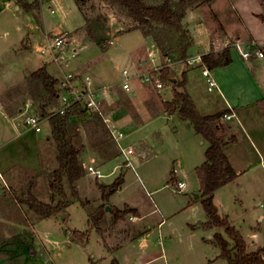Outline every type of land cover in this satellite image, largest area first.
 Wrapping results in <instances>:
<instances>
[{
  "label": "crops",
  "instance_id": "obj_1",
  "mask_svg": "<svg viewBox=\"0 0 264 264\" xmlns=\"http://www.w3.org/2000/svg\"><path fill=\"white\" fill-rule=\"evenodd\" d=\"M26 1L33 2L34 0ZM51 1L53 2L56 0ZM43 2L44 0L40 1L41 6H43ZM22 9L25 10L18 0H0V24L8 20V17L16 18ZM26 12L33 13L35 16L34 11ZM51 12H55V10L51 8ZM263 15L264 0H209L189 6L187 8L186 17L184 18V24L189 29L194 43L188 49L186 58L181 57L167 65L172 71L178 73L186 72L188 77L187 90L191 94L202 115H212L226 109L231 110V113L221 120L224 128L220 131V135L226 139L223 149L234 170L238 173V177L215 192L214 202L219 208L220 213L222 215H227L230 223L243 236L247 243L248 252H255L264 248V56L258 57L257 55H253L250 59H245L237 50L232 48V45L236 41H240L246 45L248 41L252 40L256 42L258 48L264 53ZM29 32L30 31H28V33L26 32L25 37L20 41L19 47H17L16 44L8 45L5 51L8 54H14L16 52H29L34 54V42L39 41L40 53L42 44L45 43L47 37L66 34L69 41L66 50L70 57L67 63L59 65L49 60L48 56H45L41 64L37 63L35 68L24 74V78L21 82H14V84H10V86H4L0 79V171L5 175V178L7 175H15V169L20 167L37 170L41 169L44 164L43 152L46 147L45 145L51 141L52 133V126L48 116L41 117L42 132L40 133L35 132L30 126L25 127L20 118L22 106H19L16 112V109H14L15 107L12 106L13 102L11 101L27 100V102H29L33 99L30 90L27 89L29 84L28 78L42 66H46L48 72L58 79L59 84L66 73L64 67L70 66L71 62L78 57L79 49L81 50L83 47L82 40L75 32L70 33L64 31L56 33L54 30L45 28L41 37H31ZM144 37L146 42H148L150 36L147 35ZM27 40L29 41L27 42ZM26 42L27 44H25ZM112 44H114V40ZM228 46L231 47L232 61L230 64L210 68L203 62L202 57L204 55L210 52L220 53ZM153 52L154 53L150 50L148 53L149 55H145L144 58L135 55L131 61L133 68L124 69L132 71L134 72L132 73L133 75L138 76L137 67L141 65L143 61L149 62V57L151 61L150 65L147 67L151 66L150 69L153 70L157 64L155 63L157 55L155 51ZM72 53H75V56H71ZM170 58L171 56H167L166 54V59L169 62L172 61H170ZM27 59L31 60V56L27 55ZM206 67L210 70L212 78L217 82V87L212 91L209 90L207 78L203 75V69ZM89 70L90 68L87 62H80L76 63L71 73L75 75L76 84L78 85H84L89 79L94 87L102 88L104 86H109L112 89L109 98L103 103V112L114 119L123 132L124 130L126 131V133L124 132V137L120 140L121 145L125 147L132 145L130 143L124 145V139L130 137L133 129L137 127L136 131H140L157 117L169 123L166 124V126L170 125L168 127L172 129L173 133L170 136L172 140L175 136L178 137L176 138L177 142L181 143L180 145L182 146L180 150L181 156L200 153L199 147L201 145L204 146L203 155H195L192 158L194 161L192 162L191 168L194 169V171L204 163L208 142L196 132L192 124L184 121L177 112L165 110L164 103L172 101L174 98L173 85L171 86L172 92L170 97L163 98L159 91L170 86L169 84L165 85L164 82V87L162 89H157L154 85L145 83L151 85L155 92L153 94L154 96H152V100L150 99L152 105L150 106L147 103L144 105V99L141 93H134L136 91L135 89L127 93L121 87L122 82L119 85H112L110 84L111 82L102 79V77L97 74L89 72ZM56 71H58L60 75H57ZM14 85L17 86V89L14 90H18V94L10 92L7 97L2 96L8 88ZM119 89L129 96L130 101L136 100L139 103L136 108L137 118L131 116L128 111V113L124 114L126 117H123L124 115L118 117V113L125 110L123 105L118 106L119 108L117 109L113 108L111 111L107 110L108 108H106V106L108 104H113L118 100ZM59 101L58 98L53 102L52 106L49 108L50 113L53 107L58 106L57 102ZM61 104L60 101L59 106H61ZM37 115L39 114L37 113ZM94 118L98 119V121L105 126L112 143L107 142V139L100 140V144L97 146L96 143H92L90 136L94 130L91 120ZM69 123L73 124L72 126L74 128V130L70 128V135L73 136L74 139H80V161L85 169L84 175L89 173L95 176L89 171V167L92 166L101 171L102 177L100 178H103L105 175H115L119 170L121 171L115 180L121 175L124 177V185L122 184L120 189L112 194L108 198L107 203H105L109 204L113 210H106L105 215L96 227H91L90 218L88 219L90 229H96L98 231V228H100L103 230L101 238L105 245L106 254H108L111 261L120 254V260L116 257L120 264H154L159 259L163 260L164 264H170L169 257H171L173 264H177V262H179V264H231L226 259L222 258V250L215 242V235L221 233L230 243V247H233V240L223 228H208L204 225L207 222V216L204 208L201 207L202 193L200 179L194 187L190 186L189 181H186L188 173L185 171L183 163L179 162L183 180H178L179 176L176 168L169 172V175H171L174 180L172 188H176V190L183 193V195L173 206L162 201V209L153 198V194L159 192L160 189L156 185L155 176L157 174L151 172L150 169L149 172H144L148 184L151 185L149 190L142 178L137 174L135 166L134 168L131 167L133 171L136 172V176L143 186L142 190L145 192L144 194L153 205V209L148 212V214L160 215L158 220L155 218V222L153 220L144 221L148 214H143L142 209L135 203L130 201H124L120 204L114 203V196L123 192L124 188L128 187V184L125 183L126 173L124 172V169L128 166L124 163L125 157L121 152L119 144L112 137L100 115L87 110L85 114H75L72 116ZM45 125L47 126V131L44 136H41L45 132ZM128 130L130 133L127 132ZM106 163L110 164L108 172L103 173L101 167ZM38 177H40V175ZM83 177L84 176L76 183L80 198L79 201L82 205L84 198L79 187ZM100 178H97V183L100 182ZM9 179L12 178L8 177L6 181L8 182ZM178 182L185 183L183 188H177ZM112 183L113 182L104 184L111 185ZM5 188L2 181L0 187L1 216L7 211L4 209V207L7 208V206L3 205L7 201V192ZM193 188L196 191L194 193H197L198 197H192V195L189 194V190ZM49 192L48 195L51 196L53 192L51 188ZM40 199L45 201L42 198ZM200 203L201 205H199ZM102 204L103 201L100 202L99 207ZM126 207L135 208L138 213H131L124 219H115L114 210H123ZM54 217H56V215L48 218H41L37 215L33 221L30 222V224L32 223L33 225L32 231H27L24 223L15 226V228H18V226L21 228V230L18 229L19 231L16 232V236L24 243V248H21L22 252H25L27 246L29 247L28 243H33V253L30 254L35 257L36 252L34 243L35 240L39 238L37 225L44 219ZM6 222L10 224L9 221ZM175 230H182L183 234H185V239L178 238V241H174L175 237L173 238L172 235ZM153 233H158L159 235L158 239L162 246L161 252L159 253H152L141 246V242L151 240ZM165 234H169L170 236V256L167 253L168 248H165L162 242V236ZM200 235H203L201 240ZM46 238L48 242L52 243L51 238ZM1 239L2 241L0 242L2 243L3 240H6V237L0 234V240ZM8 239L9 237H7V240ZM182 240L183 242H187L186 240H188L190 247H177V244L181 243ZM14 241L15 239L9 240L8 243L11 244ZM54 242L56 244L58 243L57 240ZM28 249L30 252L31 248L29 247ZM4 250L5 247L0 245V252ZM17 254L15 256H17ZM7 255L12 254L11 252H7ZM9 257L10 256H8V258ZM96 263L101 264L98 262Z\"/></svg>",
  "mask_w": 264,
  "mask_h": 264
},
{
  "label": "rangeland",
  "instance_id": "obj_2",
  "mask_svg": "<svg viewBox=\"0 0 264 264\" xmlns=\"http://www.w3.org/2000/svg\"><path fill=\"white\" fill-rule=\"evenodd\" d=\"M145 1L149 3H159L162 0ZM50 6L55 12H51ZM36 13L38 14L37 19L33 13H27L22 9L16 18L8 17V20L0 24V79L4 86H10V84L12 85L17 81L21 82L24 78V74L35 68L37 63L41 64L46 56L39 53V41L34 42V54L29 52L8 54L5 51L7 46L16 44V46L19 47L20 41L25 37L28 31H30L29 35H31V37H41L45 28L54 30L56 33L64 31L70 33L75 32L82 40L83 47L81 50L79 49L78 57L71 62L69 67H64L66 73L71 72V70L73 71L76 63L87 62L90 68L89 72L97 74L102 77V79L111 82L110 84L112 85L121 84L123 79L122 71L124 68H133L131 61L135 55L144 58L145 55H149L148 53L150 50L152 53L155 51L157 55V60L155 62L157 64L155 68L160 69L164 73H166L165 69L169 63H173L182 57V38L175 29L159 22H153L147 25L140 24L137 20L128 17L125 10L119 8L110 0H56L53 2L51 0H44L43 6H41L40 10ZM147 35L150 36V39L147 37L148 42H146L144 37ZM111 39L114 40V44L112 45L110 44ZM29 40H27V42ZM27 42L25 44H27ZM166 54L167 56H171V62L166 59ZM27 55L31 56V60L27 59ZM148 60L149 62L143 61V63L137 67L138 76L134 77L132 84L133 89L136 90H134V93H141L144 99V105L147 103L151 106L152 102H150V99L152 100V96H154L153 94L155 92L154 88L151 86L153 84L150 83L151 85H147L145 83L149 82H144L142 80L145 74L152 71L150 69L151 66L147 67L150 65L151 61L149 57ZM130 72L134 73L132 71ZM171 72H173L172 69ZM173 73L181 78L182 72L178 73L174 71ZM56 74L60 75L58 71H56ZM164 82L165 85L169 84L170 86L159 91V93L163 98H169L172 92L171 86L173 84L170 81ZM33 88L34 86L29 83L27 89L32 90ZM14 89L16 90L17 86H11L2 96L7 97L10 92L18 94L19 91H15ZM118 92V100L113 104H108L106 106V108H108L107 110L111 111L113 108L117 109L119 108L118 106L123 105L125 110L120 111L118 117L129 112L131 116L137 118L136 108L139 103L136 100L130 101L129 96L120 89ZM11 102H13L12 106L15 107L14 109H16V112L19 106H22V112L25 111L26 103H28L27 100ZM105 102L106 101H104V103ZM31 103L33 114H37L39 104L34 99L31 100ZM57 105V107H53V112L59 109L60 101L57 102ZM123 117H126V115ZM20 118L25 127H29L24 121L23 114H21ZM91 121L94 130L90 136L92 143H96L97 146L100 144V140L106 139L107 142L112 143L105 126L96 118ZM166 124L169 123L156 117L154 121L148 126H144L140 131H136L137 127L133 129L130 137L124 139V145L130 143L136 148L137 152L144 155V157H142V155L139 154L138 157H135L134 166L137 174L142 178L149 190L151 185L148 184L144 172H149L150 169L151 172L157 174L155 176L156 185L160 189L159 192L153 194V198L160 208L162 201L173 206L183 195V193L178 192L176 188H172L174 180L172 176L169 175V172L176 168L179 176L178 180H183L179 162L183 163L185 166V171L188 173L186 181H189L190 186L194 187V185L199 182L197 170L194 171V169L191 168L192 162L194 161L192 158L195 155H203L202 153L204 150V146L201 145L199 147L200 153L181 156V143L177 142L176 138L178 137L176 136L173 140L170 138L173 132L172 129L168 127L170 125L166 126ZM72 125L73 124L69 123V133H71L70 128L74 130ZM44 131L45 132L41 136H44L47 131L46 125ZM124 132L126 133L125 130ZM127 132H129V130ZM72 138L79 147L80 139H74L73 136ZM45 146L43 152L44 164L41 169L37 170L20 167L15 169V175H7L6 178H12L9 179L8 182L6 181L5 175H3L5 179L3 183L7 192V201L3 205L7 206L8 209L4 207L7 211L4 212L5 214L3 216H1L0 213V234L6 237V240H3L2 243L0 242V245L5 247V250L0 252V264H89L91 261L101 264H111L112 261L108 254H106L101 234H99L96 229L89 228L88 219L98 211L101 201L107 203V201L102 200L103 197L101 198L102 190L98 183L104 184L114 182L121 170L115 175H105L103 178H100V182L98 183L96 176L89 173L84 175L79 187L84 198V201H82L83 205L78 199H75L73 203L65 209L64 214H58L54 218L40 221L37 225L39 238L36 239L34 243L36 252L35 257L31 255L33 253V243H28L31 248L30 252L28 246L25 252H22L21 248H24V243L16 236V232L19 231L18 229L21 230V228L19 226L15 228V226L24 223L27 231H32L33 225L32 223L30 224V222H32L37 215L30 210L26 204L19 203L18 197L27 191H32L36 197L44 199L45 202L51 200L50 202L55 204L61 199L55 192H52L51 196L48 195L50 193L49 176L58 167L57 142L52 133L51 141ZM109 165L110 164L106 163L101 167L103 173L108 172ZM124 172L126 173L125 183L128 184V187L124 188L123 192L114 196V203L120 204L124 201H130L139 206L143 214H148V212L153 209V205L144 194L145 192L142 190L143 186L139 182L136 172L129 166L124 169ZM39 175L40 177H38ZM1 185L2 181H0V187ZM65 185L67 186L68 183L65 182ZM68 192L70 193V190H68ZM194 192H196L194 188L189 190V194L192 195V197L197 194ZM107 205L109 204H106V206ZM199 205H201V203ZM201 207L203 206L201 205ZM159 217V214L150 213L145 217L144 221H154L155 218L158 220ZM6 221H9L10 224H7ZM77 229L89 231V238L86 243H81L73 238L72 231ZM202 236L203 235H200V240ZM7 237H9L8 240ZM46 237L51 238L52 243L48 242ZM172 237L176 238H174V241H178V238L184 240L185 234H183L182 230H175ZM158 238V233H153L151 240L141 242L142 248L152 253L161 252L162 246ZM14 239L15 241L13 243H8L9 240ZM55 240L58 241L57 244L59 245L54 242ZM169 240V234L162 236V242L165 248H168L167 253L170 256L171 248H169ZM183 240L181 243L177 244V247L183 248L184 246L189 248L190 245L188 240H186L187 242H183ZM0 241H2V239ZM7 252H11L12 255H7ZM16 254L17 256H15ZM8 256L10 257L8 258ZM116 257L119 259L120 254ZM116 257L114 259H116ZM169 258L170 264H173L171 257ZM154 264H164V262L159 259ZM177 264H179V262H177Z\"/></svg>",
  "mask_w": 264,
  "mask_h": 264
},
{
  "label": "trees",
  "instance_id": "obj_3",
  "mask_svg": "<svg viewBox=\"0 0 264 264\" xmlns=\"http://www.w3.org/2000/svg\"><path fill=\"white\" fill-rule=\"evenodd\" d=\"M26 11H39L40 1L18 0ZM76 1V0H75ZM113 4L127 12V16L137 20L140 24H152L159 22L175 29L182 38V57H187L188 49L193 45V38L189 29L184 24L187 8L198 2L206 0H162L159 3H149L145 0H110ZM35 12L36 19L38 14ZM264 20V15L262 16ZM203 62L210 68L226 66L232 61L231 47H226L222 52H210L202 57ZM161 73L163 81H170L174 88V98L172 101L164 103L166 111L177 112L179 116L194 126V129L207 142L205 151V161L197 168V174L201 183V200L207 216L206 227L223 228L228 236L233 240V247L221 233L215 235V242L221 247L222 258L231 264H264V248L255 252H248L247 243L240 232L230 223L227 215H222L214 202V194L221 187L238 177V173L231 165L228 156L224 152L223 146L226 139L220 135L224 128L222 118L231 113L230 109L220 111L212 115H202L187 90L188 77L183 72L181 78L177 77L171 69L166 66ZM166 74V75H165ZM30 85L34 88L30 90L32 98L39 104L38 114L40 117L49 116V108L58 99V79L53 77L46 66L37 69L28 78ZM87 110L79 104L71 107L65 114L56 113L49 117L52 126V135L57 142L58 167L49 176V185L53 192L57 193L61 199L53 204L40 200L32 191H27L19 196L18 202L26 204L30 210L41 218H48L58 214H64L65 209L79 198L76 183L84 176L85 169L80 161L81 149L75 144L68 131L69 121L75 114H85ZM232 141V140H230ZM65 182L68 185H65ZM124 182L123 175L119 176L111 185L98 183L102 190L103 200L117 192ZM70 190V193L68 192ZM106 204L103 203L98 211L90 217V226H98L100 220L106 212ZM115 219L126 218L131 213H138L135 208L126 207L123 210H114ZM100 234L103 230L98 228ZM89 231H72L75 240L86 243L89 238ZM89 264H96L91 261ZM111 264H120L117 259H113Z\"/></svg>",
  "mask_w": 264,
  "mask_h": 264
},
{
  "label": "built area",
  "instance_id": "obj_4",
  "mask_svg": "<svg viewBox=\"0 0 264 264\" xmlns=\"http://www.w3.org/2000/svg\"><path fill=\"white\" fill-rule=\"evenodd\" d=\"M68 43L69 41L66 34L47 37L45 43L42 44L40 53L48 56L49 60L52 62L63 65L68 62L70 57L66 50ZM112 43L113 40L110 41V44ZM232 48L237 50L245 59H250L253 55H257L258 57L264 56L263 51L260 50L256 42L252 40L248 41L246 45L245 43L236 41L232 45ZM71 56H75V53H72ZM161 72L160 69L154 68L151 72L145 74L142 80L144 82L152 83L157 89H162L164 87V81L162 80ZM122 73L124 79L121 87L125 92L130 93L133 91L132 78L136 75H133L128 69H124ZM203 75L207 78L210 91L217 87V82L212 78L211 72L207 67L203 69ZM111 90L112 89L109 86H104L102 88L94 87L89 79L84 85H78L76 84L75 75L73 73H65L58 85V98L62 104L57 111L51 112L48 117L56 113L65 114L67 110L76 104L82 105L86 110L97 113L103 119L114 140L119 144L121 152L125 157V165L134 168L133 160L141 153L137 152L133 145L125 147L120 144V140L124 137L123 130L118 127L114 119L103 112V103L109 98ZM22 114L24 115V121L28 126H30L35 132H42L41 117L37 114H33L31 101L26 103V109ZM141 155L144 157L143 154ZM89 171L97 178L102 177L101 171L92 166L89 167ZM0 181H5L1 171ZM184 184V182H178L177 188H183ZM262 257L264 259V254Z\"/></svg>",
  "mask_w": 264,
  "mask_h": 264
},
{
  "label": "water",
  "instance_id": "obj_5",
  "mask_svg": "<svg viewBox=\"0 0 264 264\" xmlns=\"http://www.w3.org/2000/svg\"><path fill=\"white\" fill-rule=\"evenodd\" d=\"M196 197H198V194H195ZM106 210L107 211H111L112 210V207L110 205H107L106 206ZM64 217V216H63Z\"/></svg>",
  "mask_w": 264,
  "mask_h": 264
}]
</instances>
